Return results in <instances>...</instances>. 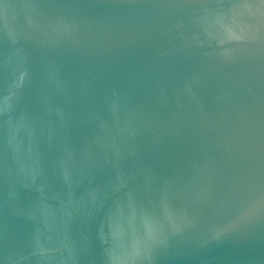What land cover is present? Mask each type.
Masks as SVG:
<instances>
[{
	"label": "water",
	"instance_id": "water-1",
	"mask_svg": "<svg viewBox=\"0 0 264 264\" xmlns=\"http://www.w3.org/2000/svg\"><path fill=\"white\" fill-rule=\"evenodd\" d=\"M0 264H264V0H0Z\"/></svg>",
	"mask_w": 264,
	"mask_h": 264
}]
</instances>
